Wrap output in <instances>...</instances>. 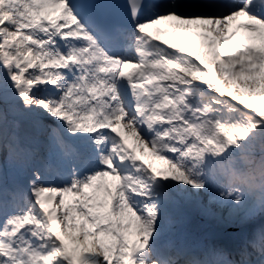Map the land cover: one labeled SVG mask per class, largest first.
<instances>
[{
	"label": "snow or ice",
	"instance_id": "1",
	"mask_svg": "<svg viewBox=\"0 0 264 264\" xmlns=\"http://www.w3.org/2000/svg\"><path fill=\"white\" fill-rule=\"evenodd\" d=\"M0 264H264V0H0Z\"/></svg>",
	"mask_w": 264,
	"mask_h": 264
}]
</instances>
